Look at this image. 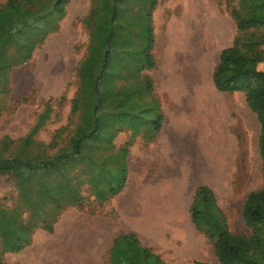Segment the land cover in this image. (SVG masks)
<instances>
[{
  "label": "rangeland",
  "instance_id": "1",
  "mask_svg": "<svg viewBox=\"0 0 264 264\" xmlns=\"http://www.w3.org/2000/svg\"><path fill=\"white\" fill-rule=\"evenodd\" d=\"M6 1L0 0V7ZM239 6V0L158 1L152 19L156 66L145 73L153 80L163 116L160 133L155 138L145 132L118 133L113 153L128 147L127 165L119 162L110 189H120L124 177L126 186L106 204L96 200L85 176L74 169L83 204L61 213L52 234L35 228L32 243L18 253L2 254L0 239L3 264H110L113 240L121 232L135 234L167 264H219L213 243L197 230L190 214L200 186L213 191L231 232L249 235L242 207L251 192L264 188L261 127L243 92H221L214 83L219 70L237 86L264 91L258 73L264 72V62L254 66L239 54L227 68L219 67L221 52L238 35L233 11ZM91 8V0H71L59 30L0 86V155L16 152L49 101L50 118L31 137L32 156L41 159L69 143L79 123L71 110L80 86L77 69L90 44L84 20ZM203 63L209 68L206 77L197 71ZM197 176L204 179L193 182ZM0 208L11 217L27 221L30 216L14 181L4 174ZM46 209L55 217L51 204Z\"/></svg>",
  "mask_w": 264,
  "mask_h": 264
},
{
  "label": "trees",
  "instance_id": "2",
  "mask_svg": "<svg viewBox=\"0 0 264 264\" xmlns=\"http://www.w3.org/2000/svg\"><path fill=\"white\" fill-rule=\"evenodd\" d=\"M70 1L7 0L0 7L1 87L9 83V73L15 66L28 62L47 37L59 30ZM158 1L91 0V11L84 20L90 31V44L77 69L80 86L71 110L72 114H78L79 123L69 143L41 159L32 156L31 137L49 120V101L30 136L22 140L16 152L12 156L0 155V174L14 181L30 213L26 221L11 217L0 208L2 254L18 253L29 246L35 228L54 233L60 214L83 204L80 187L74 185L79 176L74 169L85 176V183L92 186L101 204L122 192L125 177L120 189H110L119 162L127 165L128 147L113 153L118 133L127 130L137 136L145 132L150 138L160 133L163 116L153 96V80L145 73L156 66L152 19ZM239 2V8L233 11L238 35L233 45L221 52L219 67L227 68L239 54L254 66L264 62V0ZM218 71L214 76L216 88L221 92H243L249 108L257 116L264 168V91L251 85L237 86L230 76H221ZM258 73L264 77V72ZM152 121L155 125L150 127ZM8 144L5 138L4 150ZM48 204L53 206L55 217L46 209ZM190 214L197 230L213 243L219 264H264V188L251 192L242 207V219L249 235L231 232L208 186L197 188ZM36 221L39 227L34 225ZM109 262L167 264L144 247L135 234L123 232L113 240ZM0 264H3L1 259Z\"/></svg>",
  "mask_w": 264,
  "mask_h": 264
},
{
  "label": "bare ground",
  "instance_id": "3",
  "mask_svg": "<svg viewBox=\"0 0 264 264\" xmlns=\"http://www.w3.org/2000/svg\"><path fill=\"white\" fill-rule=\"evenodd\" d=\"M172 67V66H171ZM208 64L207 63H203V65L202 66H200V68L197 70V71H199L200 72V76L201 77H206V75L208 74ZM199 76V77H200ZM203 81V80H202ZM197 82L199 83V78H197ZM202 179H204V177H195L194 178V180H193V182L194 181H199V180H202ZM31 264H34L33 262H31Z\"/></svg>",
  "mask_w": 264,
  "mask_h": 264
}]
</instances>
